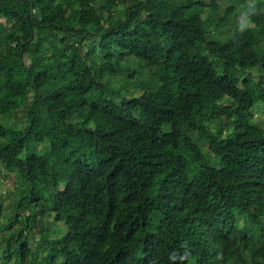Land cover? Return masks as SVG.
Here are the masks:
<instances>
[{
    "label": "trees",
    "instance_id": "obj_1",
    "mask_svg": "<svg viewBox=\"0 0 264 264\" xmlns=\"http://www.w3.org/2000/svg\"><path fill=\"white\" fill-rule=\"evenodd\" d=\"M227 1L0 0V264H264V10L220 40Z\"/></svg>",
    "mask_w": 264,
    "mask_h": 264
},
{
    "label": "rangeland",
    "instance_id": "obj_2",
    "mask_svg": "<svg viewBox=\"0 0 264 264\" xmlns=\"http://www.w3.org/2000/svg\"><path fill=\"white\" fill-rule=\"evenodd\" d=\"M166 3H170V0H163ZM205 1V3H210L213 2L217 5L218 9L216 12H214L212 15L213 20H215L216 18H221L224 17L225 15V8L229 7L231 4L227 1V0H202ZM263 3V10H264V0H260ZM9 5L11 6H15V4L13 3H9ZM254 5L253 1H246L245 3H237V1L235 2V6L233 7V11L230 13V23L228 26H220V30L217 32L214 31L213 34H216L219 36L220 40H224L225 38L231 36L233 34L234 29L237 27V23H240L242 25L246 24V11L244 10L245 7L248 6H252ZM208 14V13H207ZM118 16H115V19H118ZM108 22L105 21L103 24L106 25ZM4 26V22L0 21V28ZM29 50H31L30 47L26 48V54L27 52H29ZM251 50L249 48L244 49V54H250ZM25 54V55H26ZM25 62H29L28 58L25 57ZM124 65L127 66L131 69H134L135 74L132 77V84L129 86V90L128 93H124L122 91V95L128 97H131V95H138L143 91V82L146 81V79L148 78L149 72L146 68H139L142 65H138V62L135 63V59H131L129 61V63L123 62ZM140 64V63H139ZM139 68V69H137ZM113 77V76H110ZM114 78H109L110 81H112ZM118 83V82H117ZM120 84V83H118ZM112 88L114 89V86H112ZM111 90V89H110ZM109 90V91H110ZM121 95V96H122ZM24 108L26 109V105H24L22 107V109L18 110V112L16 113L15 116L12 117H5L4 115L0 114V126H2L5 129L10 128L11 125H16V127L22 128L24 126H26V122H25V118H24ZM252 113L254 115V120L257 124H259V126H261L262 128H264V107L262 105H258L256 106L253 110ZM200 124L205 125L208 124L209 122L207 121H201ZM2 140L0 139V142ZM9 176L7 177V179H4L3 181H1L0 183V202L2 203L1 206L4 207V215L7 217L12 213V204L15 203L17 201L18 198L23 197L27 192H28V188L19 185L20 183L18 182V178L15 172L8 174ZM61 183L64 182V179L61 178L60 179ZM18 186V187H17ZM23 210L27 211L28 206L26 204H23ZM18 213L20 214L21 211H18ZM49 224V226H47V228H51ZM57 232L56 234H54L55 237L59 236L61 230H62V226L59 224H54V227H52V230H56ZM64 232H65V228H64ZM63 232V234H64ZM38 239V235L34 234L33 238H29L28 243L30 245V247H34L36 241ZM1 242H0V250H2V246H1Z\"/></svg>",
    "mask_w": 264,
    "mask_h": 264
}]
</instances>
